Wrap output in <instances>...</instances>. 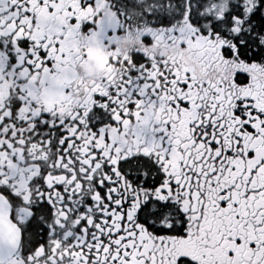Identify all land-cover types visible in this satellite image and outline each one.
Returning <instances> with one entry per match:
<instances>
[{
	"label": "snow or ice",
	"instance_id": "1",
	"mask_svg": "<svg viewBox=\"0 0 264 264\" xmlns=\"http://www.w3.org/2000/svg\"><path fill=\"white\" fill-rule=\"evenodd\" d=\"M0 264H264V0H0Z\"/></svg>",
	"mask_w": 264,
	"mask_h": 264
}]
</instances>
